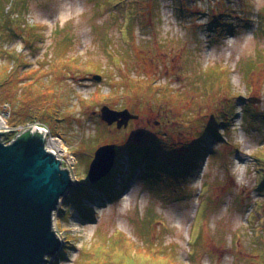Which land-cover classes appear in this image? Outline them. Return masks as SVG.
<instances>
[{"label":"rangeland","instance_id":"rangeland-1","mask_svg":"<svg viewBox=\"0 0 264 264\" xmlns=\"http://www.w3.org/2000/svg\"><path fill=\"white\" fill-rule=\"evenodd\" d=\"M10 2L0 109L61 134V167L93 191L80 211L60 202L46 263L264 264V0ZM104 105L138 118L118 129ZM107 143L119 173L105 195L88 171ZM149 143L158 157L135 165L128 147Z\"/></svg>","mask_w":264,"mask_h":264},{"label":"water","instance_id":"water-1","mask_svg":"<svg viewBox=\"0 0 264 264\" xmlns=\"http://www.w3.org/2000/svg\"><path fill=\"white\" fill-rule=\"evenodd\" d=\"M248 100L254 102V98ZM100 118L120 129L138 115L127 108L114 110L104 105ZM3 134L0 132V264H48L47 256H54L62 247L53 229V214L75 182L60 159L45 148V134L32 128L9 144L1 141ZM116 153L114 143L97 148L88 171L91 183L110 172Z\"/></svg>","mask_w":264,"mask_h":264},{"label":"trees","instance_id":"trees-1","mask_svg":"<svg viewBox=\"0 0 264 264\" xmlns=\"http://www.w3.org/2000/svg\"><path fill=\"white\" fill-rule=\"evenodd\" d=\"M13 0H11L10 4H12ZM2 10H6V8H3ZM11 71V70H10ZM10 73L8 72V77H10ZM1 75H2V71H1ZM2 82V78L0 81V84ZM5 82V81H4ZM51 114V112H48V114ZM22 124V123H21ZM11 125H17V124H11ZM51 132L53 134H59L57 131H53L51 130ZM210 132V131H209ZM61 137V134L57 135ZM205 139H203L202 136H200L197 139L196 143H193L189 152L186 153V157L185 159L187 160L186 162V166L183 167V169L187 170V167L189 165V171L191 172L192 168L195 169V165H196V159L201 156V150H203L205 147L202 145V143L200 144V142H203ZM200 141V142H199ZM127 153L132 156L135 165L138 164V162L142 161V160H155L158 156H157V147L153 144V143H149V145L147 144L146 146L143 147H139L138 145H131L128 147L127 149ZM161 155V154H160ZM152 158V159H150ZM161 158V156H160ZM174 161V162H173ZM172 161V166L173 167L171 169V171H178L176 169L177 163L178 161L173 160ZM134 165V166H135ZM118 161L115 163L114 167L110 170V172L106 175L107 177V181L106 182H96L95 184L91 185L93 188H96L100 191V193H104L105 195L108 194V191L113 187L114 182H115V176L119 173V167H118ZM105 177V178H106ZM103 178V179H105ZM93 191H90V189L85 188V187H76L69 195H67L65 197V202L71 203L73 204V206L77 209V211L82 210L81 207H76V204L78 203H83V198H91L93 195L92 193ZM90 215V214H89ZM86 217H88L87 214H85Z\"/></svg>","mask_w":264,"mask_h":264},{"label":"built area","instance_id":"built-area-1","mask_svg":"<svg viewBox=\"0 0 264 264\" xmlns=\"http://www.w3.org/2000/svg\"><path fill=\"white\" fill-rule=\"evenodd\" d=\"M7 109L8 105L6 104L2 105V108L0 109V132L4 133L3 135H6L5 139L1 140L3 143H12L14 140H16L18 137L32 128H35L37 131L45 134V148L47 150H49V147L51 146V140H57V142L61 143V137L53 135L50 128L43 123L33 121L31 123H24L19 125L9 124L7 122V119L9 118V112Z\"/></svg>","mask_w":264,"mask_h":264},{"label":"bare ground","instance_id":"bare-ground-1","mask_svg":"<svg viewBox=\"0 0 264 264\" xmlns=\"http://www.w3.org/2000/svg\"><path fill=\"white\" fill-rule=\"evenodd\" d=\"M50 143H51V146L49 147V150H50L51 152H53V153L55 154L56 157H59V151H63V152L66 151V150L62 147V146H63V145H62V142L60 143V142H57V140H51ZM72 180H73V178H72ZM73 181H74V180H73ZM56 235H57L58 237H60V235H59L58 233H56Z\"/></svg>","mask_w":264,"mask_h":264}]
</instances>
